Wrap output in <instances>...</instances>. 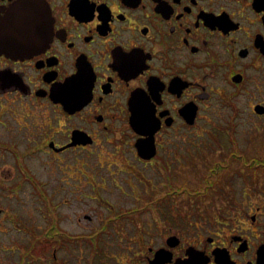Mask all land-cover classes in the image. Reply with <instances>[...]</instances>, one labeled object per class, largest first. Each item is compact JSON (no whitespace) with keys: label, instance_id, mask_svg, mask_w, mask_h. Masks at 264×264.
<instances>
[{"label":"flooded vegetation","instance_id":"af4514ba","mask_svg":"<svg viewBox=\"0 0 264 264\" xmlns=\"http://www.w3.org/2000/svg\"><path fill=\"white\" fill-rule=\"evenodd\" d=\"M4 23L20 25L21 48L0 50V147L13 151L18 172L11 182L0 176V190L22 192L32 183L50 218L44 224L24 212L4 218L13 204H0V264H264V185L229 186V161L216 162L214 144L195 148L199 142L185 137L200 124L204 105L211 112L217 106L211 100L229 105V86L249 83L239 64L254 69L247 93L264 97V0H0ZM64 85L78 99L72 113L52 98ZM57 110L67 121L58 131ZM252 111L264 113V106ZM133 114L155 122L152 140L131 125ZM117 130L129 135L111 139ZM75 131L91 142L67 147ZM144 141L152 145L149 158L139 153ZM43 144L54 157L86 152L75 159L86 169L96 162L92 179H106L124 195L120 172L101 162L103 154L152 168L159 160L168 190L132 209L95 204L90 215L89 205L78 204L91 198L84 172L61 171L49 189L25 170L27 154L19 148L36 152ZM175 170L198 173L204 183L178 184ZM67 189L70 203L56 200ZM181 195L188 201L178 202ZM105 206L112 213H97ZM151 210L156 219L142 214Z\"/></svg>","mask_w":264,"mask_h":264},{"label":"rangeland","instance_id":"374dc122","mask_svg":"<svg viewBox=\"0 0 264 264\" xmlns=\"http://www.w3.org/2000/svg\"><path fill=\"white\" fill-rule=\"evenodd\" d=\"M257 65V62H254ZM244 69L247 70L249 74V83L245 85L244 88L234 89L229 86V105H226L225 101L216 99L211 100L210 105H217L212 108L216 111L211 112L206 105L203 107L202 118L200 124L191 129L186 130L185 137L190 140H196L199 142L194 147L201 148L205 145L213 143L214 146L212 150L215 151L213 155L216 158V162L229 161V186H252V185H264V113L257 114L258 112H253L252 109L258 103L264 106V97H258L257 99L252 98L248 93L247 89L251 85L250 79L253 75L254 69L250 64L241 63L239 64ZM264 93V83L262 86ZM58 122L61 123L60 126H57V131L59 129H64V125L66 124V118L60 111H56ZM48 114L47 110H43L42 112V126H45L48 122ZM129 135V132L123 130L113 131L111 133L110 138H120L124 134ZM3 135V134H2ZM59 135L61 136V131H59ZM62 139L59 138V141ZM235 141V142H234ZM210 142V143H209ZM190 150H197L193 147H188ZM24 152V166L25 170L32 173L34 176H38L39 180L42 183H45L46 188H52L54 186V176L61 175V171L72 172L75 177H80L81 172H84L82 184L86 185L88 182H92L91 185H87L85 187L90 188L89 193L91 198L86 199H78V204L81 207L82 205H89L91 210L85 211L90 215H93L95 211V204L100 203H113V204H122L125 209H132L136 207L135 205L141 204L145 205L149 201H154V197L157 196L156 192H159L160 189L168 190L165 187L168 185L166 183V179L163 178V174L165 170L161 165V162L158 160L155 165H158V168H152L145 164H141L138 161L132 159H117L112 157L113 155L103 154L104 158H101V162L108 165V168L115 172H120L117 180L124 189H127L128 194L124 195L121 192L123 189H118L117 185H112L111 183H107L106 179H92V167L95 166L96 162H89L90 168L82 167V163L78 162L75 157L76 155L81 156L85 155L86 152H72L61 153L60 156H55V153L50 149V147H45L44 144L41 148L34 152L33 148L29 147H21L19 148ZM27 150V151H26ZM189 150H186L184 155L186 156ZM106 153V152H102ZM13 151L11 149L1 148L0 147V176L5 180V182H11L15 174H17V170L13 169L14 160L12 158ZM35 154L39 156H35ZM161 159V158H160ZM260 161H258V160ZM198 160V159H196ZM258 162V164H257ZM88 164V163H87ZM188 164V162H185ZM83 169V171H78ZM106 171L105 168H103ZM156 170L158 173H156ZM173 170V169H171ZM21 171V170H20ZM181 174L175 173L173 174V181L178 184L185 183L186 186L189 187H197L198 183L202 181L204 183V179L197 174H188V170H184ZM225 174V169L223 170ZM129 172V174H126ZM249 172H253L256 174H260L258 181H255L251 178ZM126 177L128 179H126ZM220 176H217V179L220 180ZM93 180V181H92ZM111 180H109L110 182ZM58 183L59 178H58ZM80 185L79 182H73V189L78 188ZM33 184L26 182L23 184L22 188H30L25 189L21 192V190L17 193H12L7 191L5 188L0 190V204H13V206H5L9 208V211L6 213L4 218H7L9 215L13 216L14 214H21L24 212L26 218L40 219L41 224L50 218V213L48 211V204L46 203L44 198L37 199V195L33 194ZM105 187L107 189H105ZM153 188V194L150 193L151 190L148 188ZM168 187V186H167ZM97 192V193H94ZM162 192V191H161ZM159 194L158 196H161ZM69 190H65L62 194L57 195L55 198L59 200H65L69 202L70 198ZM73 196V195H72ZM76 195H74L75 197ZM93 197V198H92ZM96 197V198H95ZM97 198H102V201H99ZM37 199V200H36ZM178 202L184 203L187 202V196L181 195L177 198ZM187 200V201H186ZM73 202H76L73 200ZM70 203V202H69ZM140 205V206H141ZM15 206V207H14ZM139 206V205H138ZM74 207V213L76 217V206ZM102 210L101 207H98L97 213H112L107 212L106 209ZM145 218L148 216H154L156 219L159 215L157 210L143 211ZM96 219L101 218L100 216H95Z\"/></svg>","mask_w":264,"mask_h":264},{"label":"water","instance_id":"95a60500","mask_svg":"<svg viewBox=\"0 0 264 264\" xmlns=\"http://www.w3.org/2000/svg\"><path fill=\"white\" fill-rule=\"evenodd\" d=\"M20 35V25H12L11 23L9 25L6 23H4V25L0 24V50L12 54L20 52ZM68 92L69 91L66 85H64L63 87H59L58 89H54L52 91V98L55 102H62L66 106V109L72 113L77 109V106H74L73 103L78 101V99H71V96L67 95ZM130 123L138 133L149 135L150 140H152L153 134L158 129L155 122L147 114H133L130 118ZM142 128L145 129L143 130ZM90 142L91 137L87 136V134L75 131L73 133L72 143H70L67 147L77 144H87ZM138 148L139 153L143 158H149L150 155L154 154V152L149 154V150L152 148V145H150L147 141L138 142Z\"/></svg>","mask_w":264,"mask_h":264},{"label":"snow or ice","instance_id":"6c2138e0","mask_svg":"<svg viewBox=\"0 0 264 264\" xmlns=\"http://www.w3.org/2000/svg\"><path fill=\"white\" fill-rule=\"evenodd\" d=\"M67 87H71V85H68Z\"/></svg>","mask_w":264,"mask_h":264}]
</instances>
